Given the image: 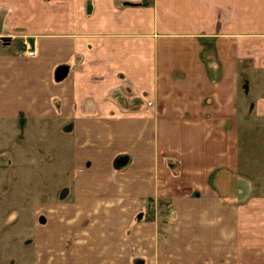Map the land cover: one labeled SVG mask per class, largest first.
I'll return each instance as SVG.
<instances>
[{"label": "crops", "instance_id": "crops-1", "mask_svg": "<svg viewBox=\"0 0 264 264\" xmlns=\"http://www.w3.org/2000/svg\"><path fill=\"white\" fill-rule=\"evenodd\" d=\"M19 120L76 167L53 207L74 257L47 263L264 264V0H0V121Z\"/></svg>", "mask_w": 264, "mask_h": 264}, {"label": "rangeland", "instance_id": "rangeland-1", "mask_svg": "<svg viewBox=\"0 0 264 264\" xmlns=\"http://www.w3.org/2000/svg\"><path fill=\"white\" fill-rule=\"evenodd\" d=\"M13 123L0 121V264H49L43 259L49 254L59 260L61 257L72 259L71 246L75 236L67 237L65 243L69 248L62 251L54 245L58 241L57 235L67 228L70 213L53 212L59 201L68 199V189H72L76 167L71 146L69 142L57 139V135L42 138L37 126L28 124L25 128L21 120ZM22 127L23 133L20 132ZM175 177L182 179L181 163L179 175ZM64 190H67L65 194ZM158 203L164 208L166 201H144L137 208V214L143 213V223L157 226L158 244L163 246L169 241L166 235L170 228L166 225L171 223L165 221L164 210L156 209ZM38 211H42L39 216ZM115 225L111 223V227ZM89 231L93 236L91 241H94L96 233ZM48 234L53 239H48ZM46 239L51 245L42 243ZM113 240L117 241V238Z\"/></svg>", "mask_w": 264, "mask_h": 264}, {"label": "water", "instance_id": "water-1", "mask_svg": "<svg viewBox=\"0 0 264 264\" xmlns=\"http://www.w3.org/2000/svg\"><path fill=\"white\" fill-rule=\"evenodd\" d=\"M64 77V76H63ZM130 162V159L127 155H120L116 158L115 160V163H114V166L117 169H120L122 167H124L125 165H128ZM143 217V213H139L138 216H137V219H142Z\"/></svg>", "mask_w": 264, "mask_h": 264}, {"label": "trees", "instance_id": "trees-1", "mask_svg": "<svg viewBox=\"0 0 264 264\" xmlns=\"http://www.w3.org/2000/svg\"><path fill=\"white\" fill-rule=\"evenodd\" d=\"M165 163V165L172 171V173L175 176L179 175V169H180V162L179 161H175L172 158H164L163 159Z\"/></svg>", "mask_w": 264, "mask_h": 264}, {"label": "built area", "instance_id": "built-area-1", "mask_svg": "<svg viewBox=\"0 0 264 264\" xmlns=\"http://www.w3.org/2000/svg\"><path fill=\"white\" fill-rule=\"evenodd\" d=\"M23 45L25 46V55L28 57H34L36 56L37 52L36 49L34 47V45H32L28 39H25L23 41Z\"/></svg>", "mask_w": 264, "mask_h": 264}, {"label": "flooded vegetation", "instance_id": "flooded-vegetation-1", "mask_svg": "<svg viewBox=\"0 0 264 264\" xmlns=\"http://www.w3.org/2000/svg\"><path fill=\"white\" fill-rule=\"evenodd\" d=\"M65 191H67V190H64L63 194H65ZM63 194H62V196H63Z\"/></svg>", "mask_w": 264, "mask_h": 264}]
</instances>
